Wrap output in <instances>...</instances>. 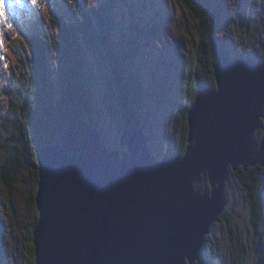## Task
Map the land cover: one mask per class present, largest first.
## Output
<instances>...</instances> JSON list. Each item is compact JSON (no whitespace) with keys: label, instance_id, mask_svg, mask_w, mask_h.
<instances>
[{"label":"water","instance_id":"water-1","mask_svg":"<svg viewBox=\"0 0 264 264\" xmlns=\"http://www.w3.org/2000/svg\"><path fill=\"white\" fill-rule=\"evenodd\" d=\"M198 87L184 156L158 161L138 125L111 150L93 128L38 152L35 264H198L232 171L264 167V61L224 55ZM207 179L206 190L196 185Z\"/></svg>","mask_w":264,"mask_h":264},{"label":"rangeland","instance_id":"rangeland-1","mask_svg":"<svg viewBox=\"0 0 264 264\" xmlns=\"http://www.w3.org/2000/svg\"><path fill=\"white\" fill-rule=\"evenodd\" d=\"M65 1L36 0L34 5L32 0L19 3L7 0L6 12L4 8L0 10L12 25L9 28L0 17V124L10 104L9 80L18 82L21 74L27 77L30 72L32 51L27 34L43 30L57 39L51 18L67 13L63 8L71 5ZM67 1H72L74 6L77 2L88 7L106 0ZM116 1L112 37L117 47V61L126 78L136 76L138 85L143 86L144 98L138 106L137 117L146 130L147 143L158 161L166 159L168 154L173 158L181 150L184 156L189 146L185 120L191 96L188 69L191 59L197 55L196 44L199 43L194 21L174 0ZM213 1L222 15V27L217 36L219 48L229 51L233 58L253 57L257 63H263L264 0ZM120 66L115 70L117 78L114 69L98 67L93 60L86 70L92 82L89 90L93 99L91 117L111 150L120 149V125L124 121L119 109L115 108L120 100ZM49 69L52 93L59 97V60L54 51L49 54ZM113 109L117 118L112 114ZM36 147L35 137L29 135L22 155L17 138H12L10 133L0 134V264H35V253L30 251L33 245L30 233L39 220L35 203L39 184L35 175L38 167ZM10 151L16 153L15 161L19 159L25 163L15 167L6 164ZM14 168H18L17 178L9 192L4 171L13 175ZM235 173L232 171L230 188L227 185L228 219H220L215 224L198 264H259L251 208L245 191L233 177ZM262 199L264 203V188Z\"/></svg>","mask_w":264,"mask_h":264},{"label":"trees","instance_id":"trees-1","mask_svg":"<svg viewBox=\"0 0 264 264\" xmlns=\"http://www.w3.org/2000/svg\"><path fill=\"white\" fill-rule=\"evenodd\" d=\"M174 1L191 16L199 37V43L196 44L197 55L191 59L192 66L190 65L188 69L189 87L191 88L189 111L196 99L200 85L209 88L216 87L214 65L224 55H230V53L221 50L217 42V36L222 27V15L217 3L213 0ZM65 4L71 5V7H67L68 9L63 8L67 13H60L51 18L52 28L57 31L58 38L52 39L43 30L38 34H27L28 44L32 51L30 72L27 77L21 74L18 82L9 80L12 92L8 110L1 117L0 134L10 133L12 138H17L20 148H22L19 149L22 155L29 135L36 139L38 157L40 148L59 144L66 132L84 127H97L91 117L93 99L89 90L92 82L86 71L90 60L95 61L98 67L114 69L116 78L118 75L115 70L120 65L117 61V47L112 37L117 1L106 0L88 7L77 2L74 6L72 1L67 0ZM51 51L55 52L56 58L59 60L61 79L59 97H55L52 93L53 82L49 77V54ZM194 65H196L195 70H193ZM120 71L122 76V83L119 87L120 98L118 97L120 100L115 104V108L119 109L122 117L120 118L124 120L121 121V131L131 125L143 128L137 117L138 106L144 98L143 86L138 85L139 79L136 76L126 78L121 66ZM188 111L185 115L186 121ZM112 114L114 117H118L114 109ZM186 126H188L187 122ZM143 129L145 130V128ZM263 131L264 127L261 125L256 133L258 142L261 141ZM182 154L183 150L176 153L175 156ZM15 155L14 151H10L6 164L14 167L19 163L23 165L25 161H19V159L15 161ZM166 158L171 159L172 157L168 154ZM5 169H8L7 165ZM17 169L14 168L15 174L13 175L10 174V171L8 173L4 171L5 186L9 192L17 178ZM35 175L38 181V167L35 170ZM233 177L247 195L259 249L258 260L259 264H264V203L262 199L264 167H253L248 172L241 169L233 174ZM208 186L209 183L204 177L196 185L197 189L203 190H206ZM228 187L230 188V185ZM221 219L225 221L228 219L226 212ZM37 223L38 220L33 225L31 236Z\"/></svg>","mask_w":264,"mask_h":264},{"label":"snow or ice","instance_id":"snow-or-ice-1","mask_svg":"<svg viewBox=\"0 0 264 264\" xmlns=\"http://www.w3.org/2000/svg\"><path fill=\"white\" fill-rule=\"evenodd\" d=\"M20 0H17V3H19ZM33 4L35 5L36 4V0H32ZM0 5H2V8L5 9V12H6V8H7V0H0ZM5 12H0V17H3V21L4 23L9 27L11 28L12 25L10 23H8V18L7 16L5 15Z\"/></svg>","mask_w":264,"mask_h":264},{"label":"flooded vegetation","instance_id":"flooded-vegetation-1","mask_svg":"<svg viewBox=\"0 0 264 264\" xmlns=\"http://www.w3.org/2000/svg\"><path fill=\"white\" fill-rule=\"evenodd\" d=\"M33 229V227H32ZM32 232V231H31ZM30 236H31V233H30ZM30 238V237H29ZM31 252H33V246L31 245V249H30Z\"/></svg>","mask_w":264,"mask_h":264},{"label":"clouds","instance_id":"clouds-1","mask_svg":"<svg viewBox=\"0 0 264 264\" xmlns=\"http://www.w3.org/2000/svg\"><path fill=\"white\" fill-rule=\"evenodd\" d=\"M0 10H2V5H0Z\"/></svg>","mask_w":264,"mask_h":264},{"label":"bare ground","instance_id":"bare-ground-1","mask_svg":"<svg viewBox=\"0 0 264 264\" xmlns=\"http://www.w3.org/2000/svg\"><path fill=\"white\" fill-rule=\"evenodd\" d=\"M166 159H168V158H166Z\"/></svg>","mask_w":264,"mask_h":264}]
</instances>
